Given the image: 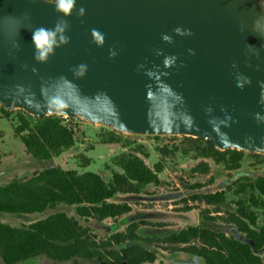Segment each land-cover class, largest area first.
Masks as SVG:
<instances>
[{
	"label": "water",
	"instance_id": "95a60500",
	"mask_svg": "<svg viewBox=\"0 0 264 264\" xmlns=\"http://www.w3.org/2000/svg\"><path fill=\"white\" fill-rule=\"evenodd\" d=\"M0 105L264 155V0H0Z\"/></svg>",
	"mask_w": 264,
	"mask_h": 264
},
{
	"label": "trees",
	"instance_id": "16d2710c",
	"mask_svg": "<svg viewBox=\"0 0 264 264\" xmlns=\"http://www.w3.org/2000/svg\"><path fill=\"white\" fill-rule=\"evenodd\" d=\"M9 114L10 111L0 105V118ZM60 117L54 114L35 118L25 113L19 117L14 137L24 145L28 154L38 160L59 157L76 143L75 131ZM183 137L188 143L181 148L182 155L193 153L194 160H200L190 170L192 174H209L210 167L205 160L222 165L226 171L240 168L245 152L220 151L209 140ZM104 143L119 144L116 132L110 134ZM177 150L159 148L161 160L151 168L141 157H148L142 148L127 150L113 158L112 164L120 171H112L108 181L97 173H78L56 166L36 172L28 179L0 186V213L32 215L65 205L74 207L76 216L56 212L20 227L0 222V260L3 264H18L44 257L50 264H152L157 256L141 244L144 243L166 252L199 257L205 264H264V253L259 254L264 250V225L257 223L258 213H264L263 176L236 186L234 193L239 198L235 202V211L215 217L201 212L206 220L232 224L245 236L246 242L198 226H188L164 237L142 238L137 231L141 225H152L147 222H131L124 231L99 239L79 222L78 219L103 222L129 214L132 208L128 203L112 200L117 195H139L149 185L158 186L164 160ZM89 163L85 158L83 167ZM199 188L202 186L197 184L191 189ZM192 199L206 206L219 205L225 203L226 193L196 194Z\"/></svg>",
	"mask_w": 264,
	"mask_h": 264
},
{
	"label": "rangeland",
	"instance_id": "374dc122",
	"mask_svg": "<svg viewBox=\"0 0 264 264\" xmlns=\"http://www.w3.org/2000/svg\"><path fill=\"white\" fill-rule=\"evenodd\" d=\"M25 113L21 109H14L10 111L8 117L0 118V186L14 180L28 179L36 172L56 166L64 170H76L78 173H97L108 181L112 171H120L112 164L113 158L127 150L142 148L148 157H141L151 168L161 160L157 151L159 148L166 147L169 151L178 149L174 155L164 160V170L159 174L160 184L158 186L149 185L139 195H117L112 200L128 203L132 208L129 214L103 222L77 218L79 222L88 227L99 239L124 231L131 222H147L152 225H141L137 231L142 238L164 237L188 226H198L222 232L241 242L247 241L245 236L239 233L232 224L220 220H206L202 218L201 212H205L208 217H215L217 215L226 216V212L235 211V202L239 198L234 193L236 186L246 184L260 176L264 177L263 156L245 152L240 168L235 171H226L222 165H215L211 160H205L210 167L209 174H192L190 170L200 160H194L193 153L182 155L180 150L188 143L183 136L129 135L78 117L68 120L65 119L67 117L61 116L65 124H72L75 127L74 147L63 152L59 157L38 160L28 154L24 145L14 137V130L19 125V117L25 116ZM114 132L120 143H104ZM85 158L89 159L90 163L83 167ZM197 184H200L202 188L191 189ZM219 191L226 193V201L223 204L206 206L192 199V196L196 194ZM188 207L192 209L187 210ZM216 210L220 212L216 213ZM56 212H64L68 216L76 217L74 207L58 205L47 209L44 213L32 215L0 213V222L12 227L28 226ZM257 223L259 226L264 225V213H258ZM141 244L157 254V259L152 264H205L201 258L196 256L180 252L170 253L144 243ZM263 253L264 250L259 254L263 255ZM0 264H3L1 260ZM18 264L50 263L44 257H38Z\"/></svg>",
	"mask_w": 264,
	"mask_h": 264
},
{
	"label": "built area",
	"instance_id": "2783aa9c",
	"mask_svg": "<svg viewBox=\"0 0 264 264\" xmlns=\"http://www.w3.org/2000/svg\"><path fill=\"white\" fill-rule=\"evenodd\" d=\"M64 117H66V116H64ZM65 119L72 120V119H74V118H69V117H67V118H65ZM69 127H71L74 131H76V130H75V127L72 126V124H69Z\"/></svg>",
	"mask_w": 264,
	"mask_h": 264
},
{
	"label": "crops",
	"instance_id": "0c3cea01",
	"mask_svg": "<svg viewBox=\"0 0 264 264\" xmlns=\"http://www.w3.org/2000/svg\"><path fill=\"white\" fill-rule=\"evenodd\" d=\"M156 256H157V254H156Z\"/></svg>",
	"mask_w": 264,
	"mask_h": 264
}]
</instances>
